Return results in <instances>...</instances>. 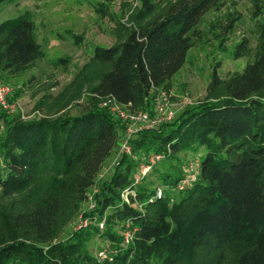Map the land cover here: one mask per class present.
Listing matches in <instances>:
<instances>
[{
	"label": "trees",
	"instance_id": "trees-1",
	"mask_svg": "<svg viewBox=\"0 0 264 264\" xmlns=\"http://www.w3.org/2000/svg\"><path fill=\"white\" fill-rule=\"evenodd\" d=\"M222 4L176 0L124 41L97 45L92 59L110 68L93 87L94 97L111 98L131 110L149 109L158 89L167 88L184 65L201 17ZM253 4L261 38L254 60L225 80L214 70L209 88L223 86L225 96L187 107L174 120L131 138L138 159L122 154L88 214L105 219L103 230L92 225L52 242L86 201L123 136V122L98 103L52 120L8 117L0 111L5 123L4 131L0 128L2 195L40 188L30 206L3 212L0 264H155L154 259L159 264H226L231 254V264H264V0ZM155 10V0H142L136 18L142 21ZM249 51L243 39L234 54ZM44 55L33 20L20 15L0 22V71L22 73ZM200 147L206 153L199 177L178 200L171 201L167 190L184 177L182 167L161 175L163 197L150 200L155 190L140 186L154 167L136 197L130 203L122 200V190L132 185L145 155L164 151L180 164L178 152L197 153ZM128 219L138 230L125 245L121 224ZM97 234L118 249L113 261H100L89 252L87 243Z\"/></svg>",
	"mask_w": 264,
	"mask_h": 264
},
{
	"label": "rangeland",
	"instance_id": "rangeland-1",
	"mask_svg": "<svg viewBox=\"0 0 264 264\" xmlns=\"http://www.w3.org/2000/svg\"><path fill=\"white\" fill-rule=\"evenodd\" d=\"M175 1L155 0V12L139 21L136 16L142 0H5L1 5L0 22L20 15L33 20L35 37L45 55L22 73L0 71V87L6 85L10 88L6 106L0 104V111L8 117H44L52 120L78 114L85 108L93 107L95 103L107 107L103 105L107 99L95 98L92 91L110 68L109 64L92 59L95 47L124 41L131 30L161 14ZM253 11V0H223L222 5L208 10L196 27L194 44L182 68L173 75L167 88L158 89L149 109L137 110L145 111L151 120L161 119L158 124L160 126L174 120L187 107L225 96L223 86L210 90L212 75L216 69L220 78L225 80L254 60L261 38L259 20L254 17ZM243 39L248 40L250 51L236 57V46ZM121 121L125 128L117 147L104 162L96 183L88 189L86 201L70 216L52 242L65 240L75 230L96 225L91 222L87 227H78L81 219L89 217L91 211L94 212L95 195L100 184L113 175L124 153L122 144L127 136V126ZM4 127L5 123L0 119L1 131H4ZM205 153V147H200L197 153L192 150L180 151L176 157L180 158L181 165L177 158H169L166 153V157L140 186L155 190L158 185H165L162 174L176 173L180 167L187 171L192 161L196 163L195 168L200 170L201 157ZM39 189L38 185H34L13 197H4L0 189V222L3 212L25 209L34 203ZM167 191L172 197L171 201L178 200L183 194V190L175 187ZM113 228L118 229L117 226ZM87 248L96 258L103 248L116 249L109 247V240L100 234L88 241ZM107 255L103 261L114 260L113 251L108 250ZM231 257L232 254L226 264L232 263ZM154 263L159 264L155 259Z\"/></svg>",
	"mask_w": 264,
	"mask_h": 264
},
{
	"label": "built area",
	"instance_id": "built-area-1",
	"mask_svg": "<svg viewBox=\"0 0 264 264\" xmlns=\"http://www.w3.org/2000/svg\"><path fill=\"white\" fill-rule=\"evenodd\" d=\"M10 92V88L6 85H2L0 87V104L6 106L7 103V95ZM104 106H107L108 109L116 116L123 120L127 126L126 129V138L122 144V150L124 153L132 156L135 159H138V156L134 153L132 144L130 142L134 133L141 130L151 129L158 126L160 120H151L149 115L142 110H129L126 106L116 102L115 100L108 98L105 100ZM171 115L168 116L170 118ZM166 157V153L164 151L152 152L143 157V161L138 167V171L133 178V183L130 187L125 188L121 192V198L124 202L130 203L132 196L136 197V190L141 181L149 175V173L153 170V168L161 162ZM195 162H189L188 169L182 177L177 185L176 189L182 191L185 190L192 182H194L198 177L200 171L195 168ZM166 190V186L158 185L155 188V192L153 193L150 200L155 198H161L164 196ZM142 203L139 204L142 207ZM94 207V204H92ZM95 222L96 225L103 230L106 225L105 219H99L96 216H89L87 218H83L80 220L78 227L82 226L87 227L89 223ZM122 233H123V242L125 245H128L133 240L135 233L137 232V226H134L131 220H126L121 224ZM107 248H103L98 252V259L103 261L108 257L107 251L117 252L116 249L111 250Z\"/></svg>",
	"mask_w": 264,
	"mask_h": 264
}]
</instances>
